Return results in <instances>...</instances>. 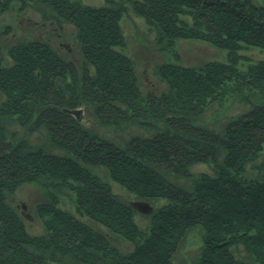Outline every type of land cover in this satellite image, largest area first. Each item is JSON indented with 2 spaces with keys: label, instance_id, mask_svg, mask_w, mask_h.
I'll return each instance as SVG.
<instances>
[{
  "label": "trees",
  "instance_id": "trees-1",
  "mask_svg": "<svg viewBox=\"0 0 264 264\" xmlns=\"http://www.w3.org/2000/svg\"><path fill=\"white\" fill-rule=\"evenodd\" d=\"M106 1L0 0V13L30 8L74 28L72 56L37 38L6 45L10 60L0 50V264H264V0H127L169 55L180 39L227 53L167 59L161 92L142 90L126 52L125 1ZM229 100L241 110L209 125L206 110ZM82 106L113 133L84 126ZM197 163L212 171L195 174ZM28 184L45 197L32 216L41 231L14 203ZM66 190L75 213L60 205ZM191 231L187 261L178 255Z\"/></svg>",
  "mask_w": 264,
  "mask_h": 264
},
{
  "label": "rangeland",
  "instance_id": "rangeland-1",
  "mask_svg": "<svg viewBox=\"0 0 264 264\" xmlns=\"http://www.w3.org/2000/svg\"><path fill=\"white\" fill-rule=\"evenodd\" d=\"M82 1L85 4L95 6L103 5L107 2L106 0ZM124 1L127 5V13L121 21V26L127 41L126 52L135 61L137 75L139 77L141 88L144 92L149 91V89L161 92L165 89L166 83L158 75L157 68L167 59L171 62L183 65H198L207 60L226 59L227 53L225 50L199 39L178 40L176 43L177 56L174 57L169 55L168 52L161 49L156 38L155 30L149 29L144 20L132 11L129 2L127 0ZM5 24L11 26L8 29L5 28L3 31H0V44L3 45L0 50L6 60L11 59L7 50L8 46L6 45L13 44L20 39L22 40L28 38L46 40L63 55L72 56V48L67 51L66 45L69 47L74 42L72 37L74 28L68 23H63L62 28H60L53 22L45 21L39 13L28 8L20 12H15L13 10L0 13V30ZM250 54H253V56L258 55L257 52ZM2 98L3 97L0 92V101ZM240 110L241 106L231 103L229 100L224 104L216 103L211 106L208 110H206L203 118L205 121H208L211 126H220L225 121V117L222 118L223 115L235 113ZM74 112V114L80 118V122L84 126L93 127L99 132L107 135H111L113 133V130H109L98 125L93 119L91 113L83 106L76 108ZM42 133H38V137H34L36 142L42 143ZM192 171L195 174H199L201 172H211L212 170L210 165L207 163H197L192 167ZM108 181L117 194L130 201L131 199L137 200L133 199L130 193L117 183L111 180ZM69 193L70 192L66 190V192L61 196L60 205L64 209L75 213V207L69 199ZM14 197V203L17 204L25 214L30 213L32 216L34 215L33 209L35 204L45 199L43 190L35 184L23 185L18 189ZM151 204L154 207V204ZM141 214L136 215V220L141 226H145L148 218L142 216ZM30 223L32 230H42L41 223L37 220V218H33ZM180 250L181 251L178 256L188 259L187 261L194 256L198 250L197 233L195 231H191L189 233Z\"/></svg>",
  "mask_w": 264,
  "mask_h": 264
},
{
  "label": "water",
  "instance_id": "water-1",
  "mask_svg": "<svg viewBox=\"0 0 264 264\" xmlns=\"http://www.w3.org/2000/svg\"><path fill=\"white\" fill-rule=\"evenodd\" d=\"M130 205L133 208H135L137 211L144 213V214H149L154 209L153 205L149 201H146V200H140V199L131 200ZM24 207H25V205H24ZM25 215L27 218H30V219L33 218L30 213H26Z\"/></svg>",
  "mask_w": 264,
  "mask_h": 264
}]
</instances>
